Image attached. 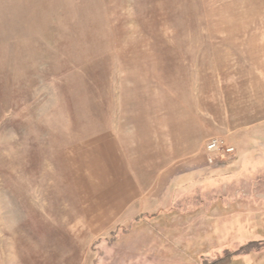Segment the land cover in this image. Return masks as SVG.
I'll list each match as a JSON object with an SVG mask.
<instances>
[{
	"label": "rangeland",
	"instance_id": "374dc122",
	"mask_svg": "<svg viewBox=\"0 0 264 264\" xmlns=\"http://www.w3.org/2000/svg\"><path fill=\"white\" fill-rule=\"evenodd\" d=\"M122 105H181L182 136L238 156L98 238L67 155ZM223 259L264 264V0H0V264Z\"/></svg>",
	"mask_w": 264,
	"mask_h": 264
},
{
	"label": "crops",
	"instance_id": "0c3cea01",
	"mask_svg": "<svg viewBox=\"0 0 264 264\" xmlns=\"http://www.w3.org/2000/svg\"><path fill=\"white\" fill-rule=\"evenodd\" d=\"M166 106L172 117H166ZM180 110L181 105H122L101 139L82 143L67 155L83 218L98 238L138 222L163 221L168 197L187 184L181 181L185 170L196 177L209 163L201 141L205 131L200 140L182 136L196 131H182L188 123Z\"/></svg>",
	"mask_w": 264,
	"mask_h": 264
},
{
	"label": "built area",
	"instance_id": "2783aa9c",
	"mask_svg": "<svg viewBox=\"0 0 264 264\" xmlns=\"http://www.w3.org/2000/svg\"><path fill=\"white\" fill-rule=\"evenodd\" d=\"M209 160L211 165L233 160L238 156V148L230 145L227 140L216 137L208 145Z\"/></svg>",
	"mask_w": 264,
	"mask_h": 264
},
{
	"label": "trees",
	"instance_id": "16d2710c",
	"mask_svg": "<svg viewBox=\"0 0 264 264\" xmlns=\"http://www.w3.org/2000/svg\"><path fill=\"white\" fill-rule=\"evenodd\" d=\"M236 255H238V253H236ZM231 257H235V254H232ZM225 261V259H223L222 261H219L217 264H221ZM235 262L233 263H230V264H234Z\"/></svg>",
	"mask_w": 264,
	"mask_h": 264
}]
</instances>
